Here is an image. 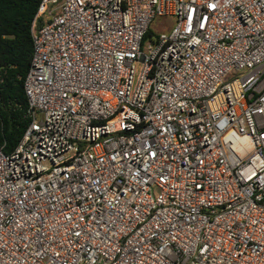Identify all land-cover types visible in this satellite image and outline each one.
Masks as SVG:
<instances>
[{"label": "built area", "instance_id": "2783aa9c", "mask_svg": "<svg viewBox=\"0 0 264 264\" xmlns=\"http://www.w3.org/2000/svg\"><path fill=\"white\" fill-rule=\"evenodd\" d=\"M32 36L0 264H264V0H42Z\"/></svg>", "mask_w": 264, "mask_h": 264}, {"label": "trees", "instance_id": "16d2710c", "mask_svg": "<svg viewBox=\"0 0 264 264\" xmlns=\"http://www.w3.org/2000/svg\"><path fill=\"white\" fill-rule=\"evenodd\" d=\"M42 0H0V150L12 153L30 124L25 80L34 54L32 24ZM43 20H38V27ZM155 34L149 29L145 40Z\"/></svg>", "mask_w": 264, "mask_h": 264}, {"label": "rangeland", "instance_id": "374dc122", "mask_svg": "<svg viewBox=\"0 0 264 264\" xmlns=\"http://www.w3.org/2000/svg\"><path fill=\"white\" fill-rule=\"evenodd\" d=\"M175 25V19L173 17H158L151 24V31L153 34H159L163 32H169ZM231 74L226 77V81L231 78Z\"/></svg>", "mask_w": 264, "mask_h": 264}]
</instances>
